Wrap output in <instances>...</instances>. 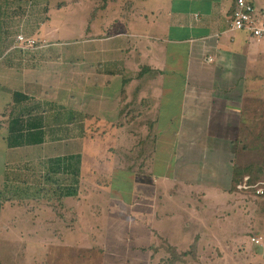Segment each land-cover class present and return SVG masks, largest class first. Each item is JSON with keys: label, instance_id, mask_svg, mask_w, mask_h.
Masks as SVG:
<instances>
[{"label": "crops", "instance_id": "crops-1", "mask_svg": "<svg viewBox=\"0 0 264 264\" xmlns=\"http://www.w3.org/2000/svg\"><path fill=\"white\" fill-rule=\"evenodd\" d=\"M250 1L264 14V0ZM121 2L108 0L88 18L86 53L69 56L77 89L68 104L56 94L55 73L45 76L55 55L45 50L58 44L49 42L50 27L30 34L26 16L2 47L0 218L19 212L6 203H19L28 229V214L37 212L29 203L38 202L53 234L106 237L92 229L105 230L114 210L133 221L141 264L163 246L219 244L226 219L232 236L245 235L237 233L247 223L238 194L248 191L238 185L250 175L237 181L235 172H264V38L232 28L235 0H132L117 20ZM20 33L36 47H17ZM72 221L80 222L76 231ZM262 239L250 242L263 246Z\"/></svg>", "mask_w": 264, "mask_h": 264}, {"label": "rangeland", "instance_id": "rangeland-1", "mask_svg": "<svg viewBox=\"0 0 264 264\" xmlns=\"http://www.w3.org/2000/svg\"><path fill=\"white\" fill-rule=\"evenodd\" d=\"M106 1L108 0H0V55L3 53L2 47L7 49L8 39H11L14 32L19 29L20 23L22 20H26V16L29 17L26 22L29 32L26 31L30 34L35 32L36 26L37 28L39 26L41 31L50 27L49 30L54 32H52L49 42L58 44H54L55 46H50L45 50L48 54L53 55L55 53L54 61L51 60V56L46 61L45 69L49 68V70L45 73V76L46 78H52V73H55L54 76L58 78L61 86L60 92L56 94L59 95L58 98H62L67 103L71 93L69 90L77 89L76 86H72L70 83V79L74 76L69 77L68 69L72 65V58L69 61V56L85 55L88 44V34L85 31L88 18L93 11L95 16L101 15L99 9ZM128 1L132 0H122L121 3L124 6H121L124 9L114 12L115 19L119 20L121 15L122 17L128 15L129 12L126 10ZM21 7L27 9V12L26 10V13L22 12ZM32 8L34 9L31 12ZM12 22L15 23L12 26L9 25ZM40 22L44 24L39 25ZM116 27V30L113 29L114 31L124 30L119 25ZM37 36L42 37L40 33H37ZM126 41L130 47L132 37L129 38V41L125 39ZM58 53L61 56L60 60H57ZM83 61V59L80 61L82 70L85 68V61ZM54 64L56 71L51 70ZM3 65V61H0V68H3ZM80 81L82 84L84 83L83 78H80ZM74 93L77 97H80L81 92L75 91ZM62 109L69 111V108L63 107ZM66 115H61L59 119H66ZM258 159H260V155ZM261 161L264 169V159ZM262 178H264V172L259 174V179ZM263 181L264 179L260 180V182ZM257 183L259 182L255 184ZM124 186L126 185L124 184ZM1 190L3 192L4 188ZM7 191L13 193L12 189ZM246 191L248 193L238 194V196L241 198L242 207L244 206L247 210V223H245V226H238L237 231L238 233L245 230V235L232 236L231 233L234 232V229L229 230V219H226L225 224L227 227L223 230L224 234L220 236L219 244H215V246L214 244H206L204 250L192 248L186 254L185 252H178L172 247L163 246V249L157 252L155 261L150 259L151 251L148 250V252L146 251L147 264H264V245H255L250 242V237L255 234L262 236L264 242V193L258 194L256 188ZM118 204L114 201L112 208H115ZM49 205L52 206V204ZM6 206L7 208L18 207L19 212L16 213L12 209L13 214H10L6 210L0 218V264H141L136 258H141L145 262V258L136 256L138 252L135 251V248L132 249L136 245L135 240L137 238L135 237V228L132 226L133 221L130 218L116 217L114 210L108 211L110 220L106 222L107 227L105 230L92 229V233L105 232L106 237L81 233L70 236L68 234H53V231H56L52 230L53 221H46L43 216L38 215V202L29 203V208L34 207L37 212L28 214V229L26 215L20 204L13 202L6 203ZM48 217L51 218V215H48ZM91 221L97 222L96 220ZM78 222H74L75 231L79 229L78 224L80 222ZM44 223L47 226L49 224L50 229L48 232L50 233H44L39 229V224ZM21 231L23 234H21ZM117 231L134 236L133 240L130 239V242L125 239L124 242L119 241L120 237L116 235ZM61 232L65 234L67 231L62 230ZM211 246L214 247L213 250ZM154 257L155 254L152 258Z\"/></svg>", "mask_w": 264, "mask_h": 264}, {"label": "built area", "instance_id": "built-area-1", "mask_svg": "<svg viewBox=\"0 0 264 264\" xmlns=\"http://www.w3.org/2000/svg\"><path fill=\"white\" fill-rule=\"evenodd\" d=\"M231 26L235 30L249 31L254 37L264 38V14L258 13L250 0H235V9L231 18ZM17 47L20 49H30L37 45V41L29 38L23 33L16 37ZM16 47V46H15ZM239 189L249 190L256 188L258 194L264 193V181L255 185H250L246 177L245 182L238 185ZM254 240L259 243L258 239Z\"/></svg>", "mask_w": 264, "mask_h": 264}, {"label": "trees", "instance_id": "trees-1", "mask_svg": "<svg viewBox=\"0 0 264 264\" xmlns=\"http://www.w3.org/2000/svg\"><path fill=\"white\" fill-rule=\"evenodd\" d=\"M244 173H248L250 175V183H256L259 180V174L261 173V169L254 170L253 167L247 168L245 170L238 169L235 172L236 180L240 181L244 176ZM264 196V195H263ZM187 252H185L186 254Z\"/></svg>", "mask_w": 264, "mask_h": 264}]
</instances>
